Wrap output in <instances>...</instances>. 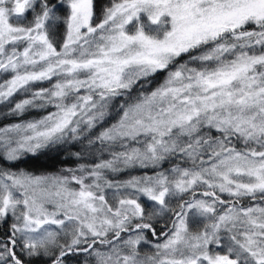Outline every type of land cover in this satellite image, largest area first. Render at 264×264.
Listing matches in <instances>:
<instances>
[{"label": "snow or ice", "instance_id": "6c2138e0", "mask_svg": "<svg viewBox=\"0 0 264 264\" xmlns=\"http://www.w3.org/2000/svg\"><path fill=\"white\" fill-rule=\"evenodd\" d=\"M95 19L94 0H0V75L11 74L0 103L56 78L9 109L56 111L0 128V160L81 138L72 156L97 145L110 156L55 174L0 167V264H264V0H109ZM160 72L88 135L115 97ZM173 157L190 166L106 177Z\"/></svg>", "mask_w": 264, "mask_h": 264}, {"label": "trees", "instance_id": "16d2710c", "mask_svg": "<svg viewBox=\"0 0 264 264\" xmlns=\"http://www.w3.org/2000/svg\"><path fill=\"white\" fill-rule=\"evenodd\" d=\"M108 4H109V0H94V11L96 14V19L100 18L103 8ZM61 14L66 15L67 14L66 9H61ZM30 15L31 13L28 14V16ZM64 30H65L64 26L60 25L58 28V38H62ZM183 59H187V57H183ZM192 66L199 67L200 65L195 64ZM165 76L166 73L160 72L152 77H149L148 79H142L136 85L133 86L130 92H125L123 95L115 97L109 103L108 114L105 116L104 120L97 123L95 128H93L88 133V135L90 137H95L96 135L99 134L100 131L116 123V121L119 119L120 115L122 114L121 105L126 106L129 103L135 102L136 98L139 97L141 93L148 94L163 82ZM16 95L17 94H15L14 97ZM12 104H13V97L10 99V101L2 102V104H0V115H1L0 127L7 122L8 123L13 122L18 120L19 118L23 119L28 116L27 112L20 115L5 114V112L3 111H5L6 108H10ZM34 114H37V112L34 111ZM212 135L217 136L219 135V133L213 130ZM232 142L236 144L237 148L243 147L242 142H238L235 137L232 138ZM85 145H87V140H84L83 138H81L80 141H72V142L67 141L62 145H54L53 149L55 150H47V149L44 150V153L40 154L38 159L32 158L31 155L29 154V156L26 159L22 160L20 163L5 164L3 160H0V167L11 169L12 171H18L19 169L23 168L35 174H40L43 172L54 173L58 170H62L63 168L72 167L80 164L87 165V163H97L99 159L110 158L108 152H104L103 154L99 152L98 150L99 145H97L96 147L90 150L91 152L95 153L94 155L91 154L89 156L84 154L79 159L71 155V153L73 152L81 151L85 147ZM134 146H139V145H134ZM113 150H120V149L117 148ZM176 163H180V164L182 163L180 157H173L169 159L168 161L162 164L161 168L141 169L137 167V168L126 169L119 173L107 172L106 177L107 179L113 181H124L132 176H140V175H144L145 173H147L148 175H152L155 171L169 169L172 167L173 164ZM106 192H107V197L110 199L112 196V190H106ZM174 205H175V201L173 202V206ZM166 223L170 225V219L168 216L161 217L158 220V222L154 223V227L157 229V232L162 231ZM0 231H6V226L4 227L3 230ZM73 258H77L79 262L85 259L84 255H80L78 257H69L70 264H72L75 261Z\"/></svg>", "mask_w": 264, "mask_h": 264}, {"label": "rangeland", "instance_id": "374dc122", "mask_svg": "<svg viewBox=\"0 0 264 264\" xmlns=\"http://www.w3.org/2000/svg\"><path fill=\"white\" fill-rule=\"evenodd\" d=\"M66 12H67V9H66ZM28 18L31 19V15L28 16ZM98 20H99V19H96V20H94V22H98ZM13 22L15 23V21H13ZM21 47H22V46H21ZM10 75H11L10 73H9L8 75H0V82H3V80L8 79ZM55 82H56V78H53L51 81H40V82H35L34 84H32V86H31V88H30V90H29L28 92H19V93H17V95H16L15 97L13 96V104L11 105L10 108H12L16 102H19L20 100H22V99H24V98L30 96V94H31L32 91H35V90H37V89H39V88H50ZM162 83H163V82H162ZM157 87H158V86H157ZM157 87H156V88H157ZM153 90H154V89H153ZM153 90H152V91H153ZM149 93H150V92H149ZM83 94H84V91L82 90L81 93H80V95H83ZM5 102H6V101H5ZM0 104H2V103H0ZM10 108H6L5 111H3V112H5V114H8ZM34 111L37 112V114H34ZM55 111H56V109H55L54 106H47V107H45V108H29V109L26 111L27 114H28L27 117H25V118H23V119L19 118L18 120L13 121V122H9V123L7 122V123H5L4 125H2L0 128L5 127V126H8V125H11V124H15V123H22V122H27V121L39 120V119H41L42 117L48 115V113H50V112H55ZM16 115H20V114H16ZM0 116H1V115H0ZM69 142H72V141L69 140ZM85 154H86V155H89V156L91 155V154H88V153H85ZM181 160H182V159H181ZM92 164H95V163H87V165H92ZM180 165H181V167H189V166H190V162L185 163V162L182 160V163H181ZM77 166H78V165H75V166H72V167H67V168H75V167H77ZM63 169H65V168H63ZM60 172H61V170H58V171L54 172V174H55V173H60ZM43 173H52V172H43ZM40 174H41V173H40ZM64 174H67V173H64ZM86 182H87V183H90L91 181L88 180V181H86ZM71 187H73V188H78L79 186L76 185V184L73 182L72 185H71ZM203 190H204V189L201 188V189H199L198 191H203ZM106 195H107V192H106ZM222 198L225 199V200L229 199V197H228L226 194H223V195H222ZM185 199H187V196H185ZM110 202H111V200H110ZM243 203H244L245 205H248V204L250 203V201H248V200H244ZM163 230H164V228H163ZM163 230H162V231H163ZM158 233H159V232H158ZM147 237H148V240L152 241L153 244H155V243H160V242L163 241V237H160L159 239H157V238L152 237L150 233L147 234ZM125 238H126V237H125ZM102 250H104V249H102ZM140 251H141V252H149V253H151V252L154 251V249H153L152 246L149 245V244H142V245L140 246ZM73 259H74L75 261H74L72 264H81V262H83V260H84V259H83L82 261L79 262L77 258H73ZM78 262H79V263H78ZM69 264H70V263H69ZM90 264H95V260H94V259L90 260Z\"/></svg>", "mask_w": 264, "mask_h": 264}]
</instances>
